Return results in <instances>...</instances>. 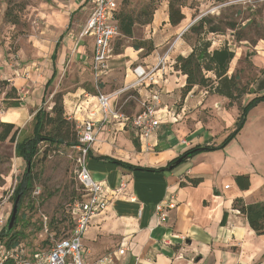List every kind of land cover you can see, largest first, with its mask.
Returning a JSON list of instances; mask_svg holds the SVG:
<instances>
[{"label": "crops", "instance_id": "crops-1", "mask_svg": "<svg viewBox=\"0 0 264 264\" xmlns=\"http://www.w3.org/2000/svg\"><path fill=\"white\" fill-rule=\"evenodd\" d=\"M74 1L77 9L90 11L85 22H79L74 30L80 31L75 38L77 44L91 16L94 0ZM187 10L183 11L185 20L174 27L169 22V2H162L152 23L144 28L148 36L138 39L151 42L154 50L145 56V49L136 50L129 46L122 53H113L109 70L100 77L101 81L106 83L113 76L127 88L136 80L132 69L156 65L158 59L167 53L168 44L172 47L167 63L173 56H188L193 41L182 35L192 24L191 10ZM70 24L71 19H68L67 28ZM70 33L65 37L68 43L74 39ZM63 36L52 53L57 50V58L50 57L52 66L44 83L42 102L63 69L61 64L65 63V54L58 56ZM80 42L86 45L81 47ZM80 42L74 59L92 72V41L88 43L87 38H83ZM167 63L159 73L162 105L158 111L159 127L153 135L142 139L125 118H111L103 127L98 124L97 141L90 149L87 168L94 181L104 184L109 201L106 210L94 216L86 230L83 240L85 262L94 264L112 255L113 264H264V235L258 236L250 228L246 216L233 207L236 199H242L246 205L264 202V173L257 168L260 163L256 166L251 160V151L241 143L244 140L242 133L250 126L249 119L224 149L197 154L169 171L134 172L113 162L121 161L147 169L164 168L193 147L220 145L236 128L240 113L235 109L237 105L229 107L228 99L210 95L200 87L182 97L186 77L174 68L173 63ZM252 64L258 71L256 64ZM55 69L56 78L47 87ZM229 73L237 74V69L232 68ZM108 89L109 86L105 85L102 91L110 95ZM135 90L141 99L148 96L144 87ZM111 103L115 107L116 98H112ZM30 109L31 106L22 104L12 111L27 116ZM65 110L79 124L90 119L99 122L102 118L97 95L89 96L81 87L65 95ZM257 136L259 143L263 137ZM237 175L250 177L248 190L239 189L235 182ZM194 178L202 179L196 187L188 182ZM123 180L129 182L128 189L118 194ZM171 200L176 207L167 211V220L161 222L156 206ZM51 245L35 250L32 256L37 251L48 250ZM122 248L126 249L125 255L118 254Z\"/></svg>", "mask_w": 264, "mask_h": 264}, {"label": "rangeland", "instance_id": "rangeland-1", "mask_svg": "<svg viewBox=\"0 0 264 264\" xmlns=\"http://www.w3.org/2000/svg\"><path fill=\"white\" fill-rule=\"evenodd\" d=\"M164 1L170 0L121 2L118 12L133 16L137 23L133 28L132 38L121 35L116 39L114 54L122 53L126 47L135 45L138 39L148 36V31L144 28L149 26L146 22L150 18L151 9L158 10ZM185 6L182 11H188L190 8L192 21L182 33L185 39L191 41L195 38L189 29L200 18H221L225 34L208 37L212 41V49L223 46L231 48L235 52L236 60L230 64L229 72L232 68L237 69L241 84L256 93L249 97L264 95V64H260L264 62V0H186ZM76 7L74 0H0V83L9 82L8 86L0 85V91L3 92L0 95V123H13L15 130H22L21 137L31 133V121L38 109L43 108L50 112L58 93L66 95L68 92L77 91L79 87L89 96H96L99 93L108 95L102 91V88L108 85V91L116 98L115 108L119 112L133 116L142 110V99L137 90L124 88L113 76L103 83L86 65L74 59L77 51L75 38L80 32L74 30L79 22H85L90 13L89 9L82 10ZM68 19H71L69 28ZM231 22L237 24L234 31L227 29L226 24ZM81 26L83 27V24ZM69 33L74 35L71 43L65 40ZM237 33H241V41L236 40ZM62 34L64 36L58 56L65 54V63L61 64L63 69L42 102L44 83L52 66L50 57ZM86 38L88 43L92 41L91 37ZM84 45L85 42H80L81 47ZM171 47L172 44L170 46L168 44V51ZM175 59L173 56V59L166 63L170 65ZM252 63L256 64L258 71L254 69ZM260 75L262 77L258 80ZM13 86L21 96L24 106L32 107L27 116L26 113H16L3 104L5 94ZM248 98L243 99L241 104H246ZM262 103L249 112L247 120L249 119L251 123L246 132L242 133L244 140L241 143L251 151V160L256 166L260 163L257 168L264 173V103ZM237 106L235 109H239ZM15 109L18 108H13ZM66 115L70 119L71 115L67 111ZM71 120L75 121L73 118ZM75 122L79 131L80 124ZM259 134L263 139L259 138L257 143ZM10 138L0 141V233L6 228L11 217L14 206L13 192L26 168L25 162L16 157L15 144ZM40 147V154L33 170V186L23 200L21 209L18 210L15 225L16 231L22 233L19 247L28 255L42 246L51 245L60 238L70 235L73 223L72 207L81 193L77 171L78 160L83 154L82 147L70 148L62 145L48 148V144L45 143ZM47 149L48 153L44 157V151ZM6 252V247L0 243V264L5 261ZM82 258L86 260V253Z\"/></svg>", "mask_w": 264, "mask_h": 264}, {"label": "trees", "instance_id": "trees-1", "mask_svg": "<svg viewBox=\"0 0 264 264\" xmlns=\"http://www.w3.org/2000/svg\"><path fill=\"white\" fill-rule=\"evenodd\" d=\"M121 2H123V0L120 1L119 6L121 5ZM185 2L186 0L169 1V22L174 27L180 25L185 20V15L182 11L183 8L186 7ZM155 11L156 9H151L149 15L150 18L146 22V25H150L152 23ZM114 18L120 27L121 35L127 38H132L133 28L137 23L136 19L131 15L120 12L116 13ZM222 24L223 21L221 18H200L197 23H195L189 29L190 33L195 37L192 38V52L186 57L182 55L177 56L173 63V66L177 71H179L182 75L186 77L185 85L182 88V97L185 98V96L190 93L195 87H200L210 95H218L228 99L229 107L234 105L239 106L240 113L234 131L231 132L220 145L193 147L177 159L171 161L164 168L147 169L136 167L121 161H113L115 164L132 170L134 172L143 171L161 173L169 171L178 166L176 165V161L182 157L183 163L187 159L192 158L197 154L224 149L242 131L247 122L249 112L258 104L264 102V95L255 96L245 105H243V103L241 104L245 96L256 93L250 91L247 86L242 85L240 82V78L237 74L229 75L230 64L235 58V52L228 46L212 49V41L208 37L210 35L216 34L224 35L225 28ZM226 26L227 29H231L234 31L236 30L237 24L231 22L227 23ZM236 40H242L241 33L236 34ZM58 47L59 43L57 44L56 49ZM132 47L136 50L145 49V56H147L154 50L153 44L148 41H138ZM56 58L57 50H55L54 54L52 55L53 60H55ZM56 75L57 70L55 69L52 78L47 84V87L52 84L53 80L56 78ZM1 84L8 86L9 82L3 81L0 83V85ZM2 93L3 92L0 91V95ZM64 97V94L58 93L55 96L54 104L50 112L41 108L34 114L33 119L31 121L32 131L29 135H22L21 137L22 130H15V125L13 123H0V141H5L11 137V142L15 144L16 157L21 158L26 164L23 177L14 189L12 196L14 203L17 197H20L19 210L21 209L23 200L28 196L29 191L32 189L33 186V170L36 164V159L40 154V145L42 143L48 144V148L55 146L58 147L62 145L70 148H76L81 146L80 141L78 139L79 131H77L76 129V122L72 121L71 118L69 119L66 115ZM3 104L8 109L20 108L22 106L23 103L21 100V96L19 95L16 87H11V90L5 94ZM47 153L48 149L44 151V157L47 155ZM90 155L91 153L89 150L87 152V158ZM171 166H173L172 169L170 168ZM77 181L81 193L77 200L74 202V204L77 201H81L84 195V189L78 180V171ZM188 182L191 186L196 187L202 182V179H188ZM235 182L240 190H248L251 185L250 177L248 175H237L235 177ZM233 207L234 209L238 210L241 214H244L246 216L250 228L258 236L264 235V202L246 205L242 199H236L234 201ZM16 224L17 223H15V225ZM15 225L11 231L7 232L6 226V228L3 229L0 233V243L4 244L7 251L18 247L22 238V233L20 231H16ZM3 264L14 263L11 259H7L4 261Z\"/></svg>", "mask_w": 264, "mask_h": 264}, {"label": "built area", "instance_id": "built-area-1", "mask_svg": "<svg viewBox=\"0 0 264 264\" xmlns=\"http://www.w3.org/2000/svg\"><path fill=\"white\" fill-rule=\"evenodd\" d=\"M121 0H94L91 16L78 37V42L86 37L92 38V72L100 77L109 70V60L114 52V43L121 36V30L115 21ZM169 52V51H168ZM167 55L158 59L152 67L136 66L132 69L135 83L127 88L144 87L148 96L142 99V110L137 114L126 117L112 106L114 94L97 95V103L102 118L99 122L92 119L78 125L79 141L82 147V156L78 160V180L84 189L81 201H77L72 208L73 229L68 237L60 238L53 242L48 250H40L31 255L24 252L21 247H16L6 252L5 260L11 259L14 264H87L82 255L84 254L83 238L92 218L106 210L109 198L103 183H98L92 178L87 168V152L97 141L99 131L98 124L103 127L111 118H125L130 122L131 128L144 140L153 135L159 127L158 111L162 105L159 73L165 68ZM101 127V128H102ZM129 182L123 180L118 194L126 192ZM135 201L134 197H131ZM176 204L169 201L166 204L156 206V213L161 222L168 218L167 211L174 209ZM119 255H125L126 249L118 250ZM139 260L137 259V262ZM112 255H107L94 264H113Z\"/></svg>", "mask_w": 264, "mask_h": 264}, {"label": "water", "instance_id": "water-1", "mask_svg": "<svg viewBox=\"0 0 264 264\" xmlns=\"http://www.w3.org/2000/svg\"><path fill=\"white\" fill-rule=\"evenodd\" d=\"M183 161V157L178 159L176 161V165L181 164ZM171 169L173 168V166L170 167ZM19 201H20V197H17L14 206H13V211H12V216L11 219L9 221V224L7 225V232L11 231L16 223L17 220V214H18V210H19Z\"/></svg>", "mask_w": 264, "mask_h": 264}]
</instances>
